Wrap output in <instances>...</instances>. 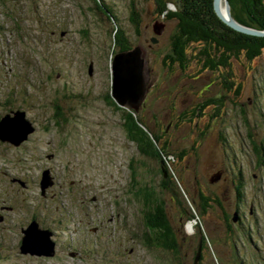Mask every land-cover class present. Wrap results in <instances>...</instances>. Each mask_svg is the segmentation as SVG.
<instances>
[{"label":"rangeland","instance_id":"rangeland-1","mask_svg":"<svg viewBox=\"0 0 264 264\" xmlns=\"http://www.w3.org/2000/svg\"><path fill=\"white\" fill-rule=\"evenodd\" d=\"M97 3L0 0V120L22 111L34 127L20 147L0 142V264H177L173 255L144 244L145 206L134 195L144 187L166 207L181 264L194 263L202 234L210 243L201 264H264V53L251 61L234 57L223 79L201 70L191 57L196 46L188 50L187 70L168 68L163 59L176 21L160 20L149 0ZM133 5L141 15L139 36L130 20ZM157 24L165 27L160 36ZM115 25L133 49L144 50L150 89L139 112L153 130L169 128L164 142L176 155L171 181L163 180L159 162L139 153L122 113L105 99L119 52ZM215 98L222 106L214 122L212 106L191 121L183 116ZM57 106L66 118L60 131L53 121ZM207 123L213 126L201 138ZM47 170L54 185L43 194ZM200 192L218 198L222 208L212 203L201 214ZM238 210L241 225L234 220ZM34 217L54 232L53 258L20 253L22 229Z\"/></svg>","mask_w":264,"mask_h":264},{"label":"trees","instance_id":"trees-1","mask_svg":"<svg viewBox=\"0 0 264 264\" xmlns=\"http://www.w3.org/2000/svg\"><path fill=\"white\" fill-rule=\"evenodd\" d=\"M94 1L95 4L99 5V3H97L98 0ZM149 1L155 3L156 14L160 20L176 21L177 23L176 30L170 39L171 47L164 55L163 59L164 64L168 68H173L175 66L182 71L187 70L191 59L189 58L190 52H188V50L191 47L196 46L195 53H191V57L198 61L199 65H201V70H203V72L210 71L213 74L218 72L220 78H222L224 76L222 72L231 67V61L234 57L244 54L245 57L251 61L264 53V37L245 35L224 24L214 11V0ZM229 3L232 16L237 22L244 26L264 31V0H229ZM171 6L174 8L171 9ZM130 20L135 29L138 30L139 36L141 34V31L139 30L141 28V15L135 5L131 8ZM113 38L114 44L119 49V52H127L133 49L129 38L117 25L114 27ZM156 39L158 40V38ZM232 85L234 86L233 82ZM237 90L238 94L242 92L240 85ZM105 99L109 106L122 113L124 120L123 126L128 139L136 144L139 153L146 158L159 162L162 165L160 172L162 173L163 180L168 181L169 179L171 181L173 175L169 172V167L172 161L175 160L176 155L170 152L171 145H169L168 142H164V138L167 136L169 128L164 127L160 131L153 130L149 126L147 118L142 112H139V110L136 111L128 106H119L113 99L112 92L107 94ZM214 105L219 107H215ZM208 106L215 108V112L209 115L210 119L214 122L215 118L218 119L220 117L218 109L222 106L221 98L207 101L199 105L198 108L192 110L191 113H183V116L191 121L193 117L201 116L202 109H207L206 107ZM56 109L57 112L54 114L53 121L56 125V130L60 131L62 121H66V118L61 114L59 106H57ZM211 126L213 125L209 123H207L206 126L204 125L203 130L200 132L201 138L206 136L207 132L210 130L208 128ZM249 137L252 139L251 134H249ZM251 143L255 148L254 150H256V154L261 157L257 143L255 141H251ZM236 178V186H238L237 196L238 199H241L243 196L241 191L242 177L239 174ZM166 183L167 182L164 183L165 187L168 186ZM134 195L137 199H142L145 206V213L143 214V222L147 230V232H145L146 237L144 238L145 246L153 250L167 252L174 256L177 264H181L182 259L179 258L180 247L178 239L174 232V228L167 217L164 204L155 196L154 190L147 187L136 190ZM199 195L201 198L199 205L201 214H205L207 210L210 209L212 203L219 207L221 206L220 208H222V203L218 198L205 196L203 192H200ZM223 213L226 215L225 211H223ZM35 217L33 220L37 221ZM189 218V221H194L197 219V216L193 214ZM228 220L229 218L227 216L226 221ZM227 228L230 230L231 226L227 225ZM208 243H210L208 237L205 234H202L194 251L193 264H195L199 250L200 259L198 264H201L204 254L202 251L206 249ZM235 248H237V246Z\"/></svg>","mask_w":264,"mask_h":264},{"label":"water","instance_id":"water-1","mask_svg":"<svg viewBox=\"0 0 264 264\" xmlns=\"http://www.w3.org/2000/svg\"><path fill=\"white\" fill-rule=\"evenodd\" d=\"M214 11L218 18L233 30L249 36L264 37L263 30L244 26L233 18L228 0H214ZM163 30L164 25L162 24H157L154 27V32L157 35H161ZM152 43L156 44L158 40L152 38ZM144 56V50L140 47H135L127 52H119L113 58L112 97L121 107L128 106L138 111L146 97L149 86L144 74ZM89 75H93L92 63L89 66ZM33 132L34 127L32 122L27 119L25 112L17 111L13 115L7 114L0 120V141L3 143H10L15 147H20L28 141ZM220 175L215 177L213 181H217ZM53 183L50 171H45L40 183L43 194L49 187L54 185ZM237 219V213H235L234 220L237 221ZM0 221H2V217H0ZM22 233L21 254L45 258L55 257L56 242L53 240V232L51 230L43 229L37 221H32L27 228L22 229ZM199 259L200 250L195 264H198Z\"/></svg>","mask_w":264,"mask_h":264},{"label":"flooded vegetation","instance_id":"flooded-vegetation-1","mask_svg":"<svg viewBox=\"0 0 264 264\" xmlns=\"http://www.w3.org/2000/svg\"><path fill=\"white\" fill-rule=\"evenodd\" d=\"M14 183V182H13ZM253 209H251V211H252ZM235 213H237V217H238V219H237V223H239L240 225H241V216H240V211L238 210V211H236ZM252 213V212H251ZM0 217H2V221H3V216H0ZM32 221H35V220H33L32 219ZM31 221V222H32ZM30 222V223H31ZM37 222H38V220H37ZM39 223V222H38ZM40 224V223H39ZM29 225V224H28ZM42 228V227H41ZM44 229V228H43ZM53 236H54V233H53ZM257 248V247H256ZM258 249V248H257ZM76 253V252H75Z\"/></svg>","mask_w":264,"mask_h":264},{"label":"bare ground","instance_id":"bare-ground-1","mask_svg":"<svg viewBox=\"0 0 264 264\" xmlns=\"http://www.w3.org/2000/svg\"><path fill=\"white\" fill-rule=\"evenodd\" d=\"M13 133H14V130H13Z\"/></svg>","mask_w":264,"mask_h":264}]
</instances>
